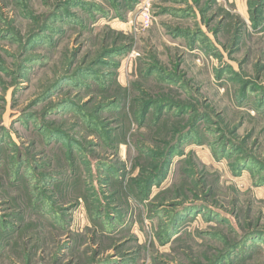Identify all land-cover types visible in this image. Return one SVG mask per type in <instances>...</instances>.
I'll return each mask as SVG.
<instances>
[{"label": "rangeland", "instance_id": "obj_1", "mask_svg": "<svg viewBox=\"0 0 264 264\" xmlns=\"http://www.w3.org/2000/svg\"><path fill=\"white\" fill-rule=\"evenodd\" d=\"M0 0V264H264V0Z\"/></svg>", "mask_w": 264, "mask_h": 264}, {"label": "built area", "instance_id": "obj_2", "mask_svg": "<svg viewBox=\"0 0 264 264\" xmlns=\"http://www.w3.org/2000/svg\"><path fill=\"white\" fill-rule=\"evenodd\" d=\"M155 0H141L137 9L135 19L139 24L144 27L150 24L152 16L150 12L152 11V6Z\"/></svg>", "mask_w": 264, "mask_h": 264}]
</instances>
